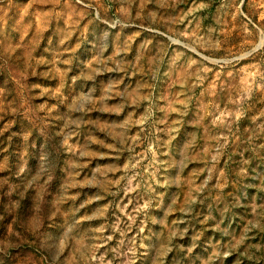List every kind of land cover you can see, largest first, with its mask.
Segmentation results:
<instances>
[{"label": "rangeland", "instance_id": "1", "mask_svg": "<svg viewBox=\"0 0 264 264\" xmlns=\"http://www.w3.org/2000/svg\"><path fill=\"white\" fill-rule=\"evenodd\" d=\"M0 264H264V0H0Z\"/></svg>", "mask_w": 264, "mask_h": 264}]
</instances>
